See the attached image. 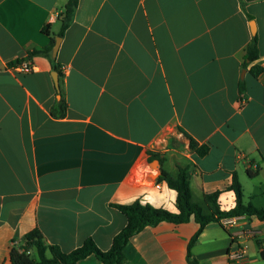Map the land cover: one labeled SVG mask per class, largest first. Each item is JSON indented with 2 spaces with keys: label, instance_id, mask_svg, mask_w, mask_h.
<instances>
[{
  "label": "crops",
  "instance_id": "crops-1",
  "mask_svg": "<svg viewBox=\"0 0 264 264\" xmlns=\"http://www.w3.org/2000/svg\"><path fill=\"white\" fill-rule=\"evenodd\" d=\"M65 2L0 0V264H11L10 248L33 229L64 252L88 238L108 250L126 225L111 204L174 211L176 193L158 170L187 168L192 201L206 212L203 197L214 192L221 210L235 206L233 174L244 201L257 206L264 0H78L56 57L32 54L59 37ZM253 36L259 58L250 62ZM25 59L34 71L12 69ZM254 65L263 68L257 77ZM61 98L65 114L55 118ZM185 135L208 153L198 157ZM198 227L191 219L145 228L126 246L125 264H188ZM237 245L246 250L235 264H264V221L211 223L191 253L197 264H234ZM79 264L102 263L91 255Z\"/></svg>",
  "mask_w": 264,
  "mask_h": 264
},
{
  "label": "trees",
  "instance_id": "trees-1",
  "mask_svg": "<svg viewBox=\"0 0 264 264\" xmlns=\"http://www.w3.org/2000/svg\"><path fill=\"white\" fill-rule=\"evenodd\" d=\"M78 0H66L62 12L58 15L60 30L58 36L61 37L66 28L73 20ZM54 40L50 45L42 50L33 51L32 54H44L51 56ZM259 58L257 38L253 36L246 48V59L254 62ZM17 64V62L15 63ZM13 64V65H15ZM12 65V66H13ZM58 78L61 77V71L57 65H54ZM263 68L254 65L249 72L253 77H257ZM240 93L245 90L244 82L239 83ZM52 110L55 118H62L65 114L66 104L61 98ZM186 136V135H185ZM189 141L190 150L194 151L198 157L205 156L209 148L206 145L198 146L192 139L186 136ZM150 159L157 156L149 154ZM250 174V173H248ZM159 182H165L168 188L175 191V210L168 211L154 208L150 204L142 203L139 200L129 205L111 204V207L118 210L126 219L124 228L116 234L110 248L101 251L95 245L92 239H86L81 246L70 251L64 252L57 245L46 244L41 232L38 229L26 233L21 241L12 246L9 250V260L11 264H79V262L88 256L93 255L102 264H125V248L134 236L139 234L147 227H155L161 222H167L175 225L188 223L191 219L198 224V229L190 239L187 247L188 264H197L196 259L191 253L192 247L198 242V238L203 229L211 223H219L223 218L246 216L249 219L264 221V208H257L251 202L244 201L243 189L236 174H233L232 183L227 187L235 195V206L227 211L221 210L218 204V193L205 194L203 199L207 206V212L201 204L194 203L191 198L190 174L187 168H178L175 176L169 175L164 170H160L158 176ZM261 256L264 257L263 253Z\"/></svg>",
  "mask_w": 264,
  "mask_h": 264
},
{
  "label": "built area",
  "instance_id": "built-area-1",
  "mask_svg": "<svg viewBox=\"0 0 264 264\" xmlns=\"http://www.w3.org/2000/svg\"><path fill=\"white\" fill-rule=\"evenodd\" d=\"M12 69L16 72L19 73H30L34 71V67L30 63L28 59H25L17 64H15ZM240 218V217H239ZM238 218L236 217H230V218H223L219 221V225L224 228L228 229L231 228L235 225H237ZM245 247L241 246H235L229 253V260L232 263H238L240 259L244 256L245 254Z\"/></svg>",
  "mask_w": 264,
  "mask_h": 264
},
{
  "label": "water",
  "instance_id": "water-1",
  "mask_svg": "<svg viewBox=\"0 0 264 264\" xmlns=\"http://www.w3.org/2000/svg\"><path fill=\"white\" fill-rule=\"evenodd\" d=\"M250 28H251V33L252 35L255 34V25L253 22H250ZM60 41H61V38L60 37H57L55 39V42H54V45H53V48H52V58L56 57V54H57V51H58V47H59V44H60ZM2 68V67H0ZM51 77L54 81V85L57 89V92H59V89H58V75H57V72H52L51 73ZM60 96L58 95L57 96V99H59ZM156 163H158V161H156ZM158 172L160 173V170H158Z\"/></svg>",
  "mask_w": 264,
  "mask_h": 264
},
{
  "label": "rangeland",
  "instance_id": "rangeland-1",
  "mask_svg": "<svg viewBox=\"0 0 264 264\" xmlns=\"http://www.w3.org/2000/svg\"><path fill=\"white\" fill-rule=\"evenodd\" d=\"M259 189L264 190V179H262V185L259 186L257 182H254V189L253 191H258ZM255 207L257 208H264V197L258 196L257 199H255Z\"/></svg>",
  "mask_w": 264,
  "mask_h": 264
}]
</instances>
